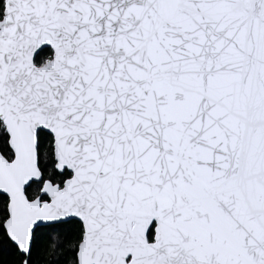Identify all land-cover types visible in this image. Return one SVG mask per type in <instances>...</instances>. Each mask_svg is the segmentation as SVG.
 Instances as JSON below:
<instances>
[{
    "label": "snow or ice",
    "instance_id": "obj_1",
    "mask_svg": "<svg viewBox=\"0 0 264 264\" xmlns=\"http://www.w3.org/2000/svg\"><path fill=\"white\" fill-rule=\"evenodd\" d=\"M0 264H264V0H0Z\"/></svg>",
    "mask_w": 264,
    "mask_h": 264
}]
</instances>
